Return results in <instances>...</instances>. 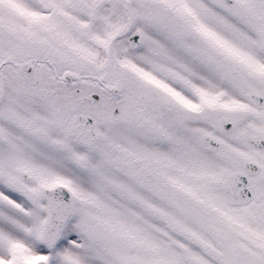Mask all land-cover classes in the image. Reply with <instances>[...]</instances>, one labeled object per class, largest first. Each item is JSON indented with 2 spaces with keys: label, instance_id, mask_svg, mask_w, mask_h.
<instances>
[{
  "label": "snow or ice",
  "instance_id": "obj_1",
  "mask_svg": "<svg viewBox=\"0 0 264 264\" xmlns=\"http://www.w3.org/2000/svg\"><path fill=\"white\" fill-rule=\"evenodd\" d=\"M0 264H264V0H0Z\"/></svg>",
  "mask_w": 264,
  "mask_h": 264
}]
</instances>
